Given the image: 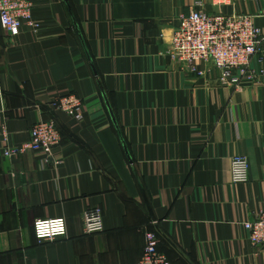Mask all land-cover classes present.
I'll use <instances>...</instances> for the list:
<instances>
[{"label": "crops", "instance_id": "obj_1", "mask_svg": "<svg viewBox=\"0 0 264 264\" xmlns=\"http://www.w3.org/2000/svg\"><path fill=\"white\" fill-rule=\"evenodd\" d=\"M30 2L37 35L0 29V264H138L147 229L171 264H264L244 226L264 209V76L225 87L166 55L179 15H248L264 32V0ZM65 95L82 120L50 108ZM41 121L58 151L4 156ZM235 156L247 183H232ZM96 208L104 231L85 235ZM56 219L67 234L39 242L34 224Z\"/></svg>", "mask_w": 264, "mask_h": 264}, {"label": "built area", "instance_id": "obj_2", "mask_svg": "<svg viewBox=\"0 0 264 264\" xmlns=\"http://www.w3.org/2000/svg\"><path fill=\"white\" fill-rule=\"evenodd\" d=\"M30 0H0V29L12 36L23 30L38 34L39 25L32 15ZM175 27L166 55L185 74L204 76L200 64L212 65L221 72L220 82L235 89L259 85L264 70L255 71L253 62L264 55V32L248 15H210L202 10H192L174 20ZM262 61V60H260ZM54 111L63 112L77 120L83 119V102L74 95L56 98L50 103ZM62 144L61 132L53 122L41 121L30 133V141L21 147L3 150L7 158H16L29 151H42L52 156ZM232 183L249 181L250 164L247 158L231 159ZM83 232L95 235L104 231L100 209H87L83 213ZM252 246L264 248V209L253 222L245 223ZM37 240L52 241L67 234L65 219L37 221L34 224ZM145 248L138 264H171L160 251L161 239L157 233L145 230Z\"/></svg>", "mask_w": 264, "mask_h": 264}]
</instances>
